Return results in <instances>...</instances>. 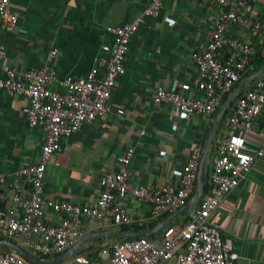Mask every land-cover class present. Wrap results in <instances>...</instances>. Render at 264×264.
Segmentation results:
<instances>
[{
  "label": "crops",
  "instance_id": "0c3cea01",
  "mask_svg": "<svg viewBox=\"0 0 264 264\" xmlns=\"http://www.w3.org/2000/svg\"><path fill=\"white\" fill-rule=\"evenodd\" d=\"M149 1L10 0L9 9L16 14L17 21L0 27V43L6 49L5 57L0 60V76L9 67L41 68L51 48L58 50L53 65L60 78L85 76L96 66L95 58L102 53L101 45L110 41L107 27L132 20ZM216 3L215 0H163L159 15L145 19L129 41L123 59L124 71L117 77L108 110L64 139L61 150L49 158L43 178L47 201L93 205L100 190L99 178L116 172L118 159L128 148H134L128 165L130 181L148 188L166 184L178 187L179 169L196 147L200 149V162L204 143L224 101L210 115H183L170 103L156 104L153 95L159 86L172 90L181 83H188L187 95L202 96L196 90L198 69L192 53L203 50L211 37L214 21L222 11ZM243 11L255 20H264V0H250ZM225 34L242 41L251 39L246 29L232 24ZM27 103L23 95L0 91V172L5 176L1 184L5 197L0 200V208H9L15 214L22 211L11 199L12 195L16 191L25 195L28 185L21 182L16 189L12 175L21 165L39 160L45 137L41 127L28 125L23 112ZM227 132L225 120L219 138ZM247 141L250 146H262L264 111L248 132ZM212 142L206 157L208 176L217 146ZM195 189L196 181L193 191ZM199 202L174 210L175 216L167 226L182 227L195 213ZM122 204L131 215L130 224L134 225L156 219L159 222L173 213L162 212L153 217L151 205L131 195L125 196ZM43 211L46 222L57 223L61 218L48 204H44ZM208 221L219 227L224 244L237 255L238 263L264 264V155L224 197ZM120 225L123 224L114 223L110 217L104 221L83 219L80 235L73 243L89 233L122 230ZM162 230L147 238L160 241ZM13 238L11 241L33 253L24 237ZM112 238L115 237L100 238L104 240L99 243L93 241L99 238L92 239L71 258L58 264H74L78 257L89 259L96 249L90 261L105 264L100 251L108 249L115 241H122L118 239H126ZM159 264L179 263L166 260Z\"/></svg>",
  "mask_w": 264,
  "mask_h": 264
},
{
  "label": "built area",
  "instance_id": "2783aa9c",
  "mask_svg": "<svg viewBox=\"0 0 264 264\" xmlns=\"http://www.w3.org/2000/svg\"><path fill=\"white\" fill-rule=\"evenodd\" d=\"M10 0H0V27L16 23L17 16L9 9ZM222 11L214 21V30L201 51H194L192 59L198 69L197 98L186 93L188 83L166 90L155 89L153 101L172 104L183 115H210L222 103L226 93L239 80L250 58L260 51L264 53V20L247 16L243 9L250 0H215ZM163 0H150L141 13L132 20L107 27L110 41L101 45V54L95 58L96 66L79 78L66 75L60 78L53 61L57 48H51L45 64L38 69H5L0 76V91L8 95H23L28 103L23 107L29 126H39L45 132L39 160L21 165L12 175L13 186L21 182L28 185V192H15L12 200L21 209L15 214L9 208H0V235L22 236L34 254L54 255L66 250L80 235L83 219L104 221L110 217L116 224L131 222V215L122 200L131 195L151 205V215L173 212L183 206L195 187L200 149L196 147L180 167V185L166 184L148 188L133 185L128 165L134 148H128L118 159V168L112 175L99 178V193L93 205L72 202L56 203L44 197V173L53 153L61 150L63 140L70 137L84 123H90L108 110V101L115 88L117 77L123 73V59L131 37L146 18H156ZM232 24L246 29L250 40L242 41L225 34ZM6 55L0 43V60ZM99 67L102 70H99ZM56 85V86H55ZM59 87V89H58ZM264 111V77L238 95L230 115L226 119L227 134L217 141L213 155L210 186L202 194L198 208L182 227L166 226L161 240L136 237L115 241L108 249H102L105 264H159L175 260L179 264H240L237 255L224 244L217 225L209 223V217L224 197L238 185L253 163L264 155L262 146L254 147L247 141L257 117ZM122 113V110H118ZM5 176L0 172V200L5 195L1 184ZM44 204L50 205L61 215L57 223L46 222ZM79 264H95L78 257ZM0 264H36L18 253H0Z\"/></svg>",
  "mask_w": 264,
  "mask_h": 264
},
{
  "label": "water",
  "instance_id": "95a60500",
  "mask_svg": "<svg viewBox=\"0 0 264 264\" xmlns=\"http://www.w3.org/2000/svg\"><path fill=\"white\" fill-rule=\"evenodd\" d=\"M216 6H220L216 3ZM264 74V64L258 69L252 71L248 75H246L236 86V88L228 95V97L224 100L222 105L220 106L215 120L210 128L207 139L204 143L201 159L198 166L197 171V180H196V189L187 203L184 206L187 208L191 207V205L196 202L203 194L204 184L206 178V157L208 148L212 142V137L214 132L223 117L226 109L231 105V103L237 98V96L244 90V88L252 82L258 76ZM176 211L165 220L159 221L151 228L142 229V230H108V231H98L86 234L75 241L72 245H70L66 250L56 255L50 256H40L33 253H30L23 247L19 246L17 243L0 237V246L7 247L19 255L23 256L29 262H33L36 264H58L64 262L75 255L78 250H80L88 241L96 238H106V237H115V238H136V237H149L154 233L164 229L171 219L175 216Z\"/></svg>",
  "mask_w": 264,
  "mask_h": 264
},
{
  "label": "trees",
  "instance_id": "16d2710c",
  "mask_svg": "<svg viewBox=\"0 0 264 264\" xmlns=\"http://www.w3.org/2000/svg\"><path fill=\"white\" fill-rule=\"evenodd\" d=\"M264 64V53H261L260 51L256 52L255 55H253L250 60H249V63L248 65L246 66L244 72L241 74L239 80L233 85V87L231 88V91L226 93L223 97V101L228 97V95L236 88V86L239 84V82L246 76L248 75L249 73H251L252 71L258 69L259 67H261L262 65ZM264 77V74L258 76L254 81H252L242 92L241 94L247 90L248 88H250L252 86V84L260 79V78H263ZM240 94V95H241ZM235 104V100L231 103V105L226 109L224 115H223V118L221 119V122L219 123L218 127H217V130L215 132V135H214V138H213V142H212V145H217V141H218V138H219V133L222 132V129H223V125L225 123V120L227 119V117L230 115V112L232 110V107L234 106ZM209 178V179H208ZM209 186H210V175L208 176V174L206 175V178H205V184H204V193L208 192L209 190ZM194 193V191L190 194V196L188 197V199L192 196V194ZM202 198V197H201ZM198 199V201L201 200ZM187 199V200H188ZM164 216H167V214H165ZM163 216V217H164ZM158 222V220H153L149 223H146L144 225H134V224H123V225H120L119 226V229H122V230H129V229H135V230H140V229H145L147 227H151L153 225H155L156 223ZM1 238H7V239H10V240H13L14 241V238L13 237H6V236H2L0 235ZM112 239H116V238H112ZM126 239H130V238H126ZM126 239H118V240H126ZM104 239H96V240H93L94 242H102ZM13 252L15 253L13 250H10L4 246H0V252ZM96 251L97 249L95 250V253H93L90 257H89V261H90V258L93 256H95L96 254ZM40 256H48V255H43V254H39ZM74 264H79L76 259L74 261Z\"/></svg>",
  "mask_w": 264,
  "mask_h": 264
},
{
  "label": "rangeland",
  "instance_id": "374dc122",
  "mask_svg": "<svg viewBox=\"0 0 264 264\" xmlns=\"http://www.w3.org/2000/svg\"><path fill=\"white\" fill-rule=\"evenodd\" d=\"M65 264H69V263L67 262V263H65Z\"/></svg>",
  "mask_w": 264,
  "mask_h": 264
}]
</instances>
